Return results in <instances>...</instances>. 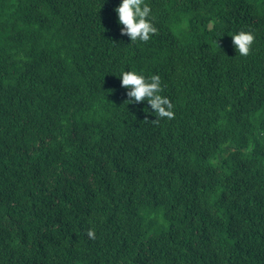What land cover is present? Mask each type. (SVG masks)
<instances>
[{
  "label": "trees",
  "instance_id": "obj_1",
  "mask_svg": "<svg viewBox=\"0 0 264 264\" xmlns=\"http://www.w3.org/2000/svg\"><path fill=\"white\" fill-rule=\"evenodd\" d=\"M120 3L0 0V264H264V0H145L147 43Z\"/></svg>",
  "mask_w": 264,
  "mask_h": 264
},
{
  "label": "clouds",
  "instance_id": "obj_2",
  "mask_svg": "<svg viewBox=\"0 0 264 264\" xmlns=\"http://www.w3.org/2000/svg\"><path fill=\"white\" fill-rule=\"evenodd\" d=\"M118 15V22L122 26L121 35L130 38L132 43L140 41L147 43L152 36L158 33V29L150 19L152 9L145 3V0H121L120 5L114 9ZM233 45L240 56L250 55L255 36L252 32L243 31L230 35ZM121 86L128 89L126 104H139L147 102L151 110L157 117L153 124H159L161 120L167 118L174 119V105L170 99L161 95L164 91L161 78L158 75L145 77L135 71H123L119 76ZM87 236L95 240V230L89 229Z\"/></svg>",
  "mask_w": 264,
  "mask_h": 264
}]
</instances>
